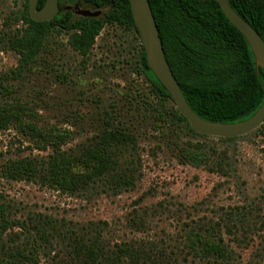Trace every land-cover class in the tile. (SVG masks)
Instances as JSON below:
<instances>
[{
    "label": "rangeland",
    "instance_id": "rangeland-1",
    "mask_svg": "<svg viewBox=\"0 0 264 264\" xmlns=\"http://www.w3.org/2000/svg\"><path fill=\"white\" fill-rule=\"evenodd\" d=\"M24 10L23 0H0V75H12L19 66L20 56L4 35L25 27L20 19ZM68 39L66 33L53 32L22 76L5 82L0 105L23 104L40 125L70 130L65 149L86 143L110 124L127 123L138 136L141 176L128 191L93 196L8 179L3 172L8 162L47 158L52 150L36 149L20 126L0 124V203L9 206L12 218L43 215L74 227L96 224L108 246H144L155 264H203L182 252L183 241L190 229L219 223L220 234L235 252L232 264H264V134L255 131L232 142L208 140L226 154V173L185 163L178 145L200 138L168 112L158 114L146 103L155 98L139 72L142 42L137 32L108 24L87 57ZM171 107L172 102L167 110ZM15 233L20 229L9 230L6 238ZM65 252L57 246L41 255V263L57 264Z\"/></svg>",
    "mask_w": 264,
    "mask_h": 264
},
{
    "label": "trees",
    "instance_id": "trees-1",
    "mask_svg": "<svg viewBox=\"0 0 264 264\" xmlns=\"http://www.w3.org/2000/svg\"><path fill=\"white\" fill-rule=\"evenodd\" d=\"M23 1L25 10L20 19L25 27L13 35H4L8 47L20 56L19 66L12 70V75H0V92L7 90L5 82L21 77L37 60L53 32L66 33L68 43L83 57L90 55L97 37L108 24L135 30L139 35L130 0H60V13L47 22L34 21L29 13V0ZM228 1L264 39V0ZM45 2L39 0L37 10ZM149 2L168 62L191 108L200 117L213 122L235 123L254 115L264 102V71L257 70L249 43L226 17L219 2ZM65 5L102 11V14L80 16L65 10ZM139 56V72L150 83L155 98H148L146 103L158 114L168 112L175 123L184 125L189 133L200 138L198 143L177 144L181 160L226 173V154L218 153L217 146L208 143L215 138L194 131L180 114L168 91L149 68L142 44ZM170 102L173 107L167 110ZM33 115L23 104L0 105L1 127L16 124L29 135L36 149L52 150L47 158L26 157L8 162L3 170L6 178L39 183L73 196L118 194L135 187L141 176L138 136L127 123L110 124L86 143L65 149L72 132L40 125ZM257 132L264 134V124ZM245 138L218 139L232 142ZM74 226L77 225L43 215L16 220L10 215L9 206L0 203V264H42L41 255L57 246L66 251L57 264H148L147 261L155 264L144 246L125 243L112 248L103 238L99 225ZM15 227L20 233L6 238L8 231ZM220 232L219 223L190 229L182 252L186 251L203 264H232L235 252Z\"/></svg>",
    "mask_w": 264,
    "mask_h": 264
},
{
    "label": "water",
    "instance_id": "water-1",
    "mask_svg": "<svg viewBox=\"0 0 264 264\" xmlns=\"http://www.w3.org/2000/svg\"><path fill=\"white\" fill-rule=\"evenodd\" d=\"M217 1L229 21L249 43L256 59L257 70L264 71V39L260 33L232 8L228 0ZM38 2L39 0H29V13L34 21H53L60 13V0H46L40 10H37ZM130 4L149 68L168 91L177 110L187 119L194 131L208 137L227 139L247 136L263 126L264 102L250 118L235 123L213 122L200 117L189 105L171 69L149 0H130ZM64 9L85 17H97L102 14V11L93 12L80 6H66Z\"/></svg>",
    "mask_w": 264,
    "mask_h": 264
}]
</instances>
